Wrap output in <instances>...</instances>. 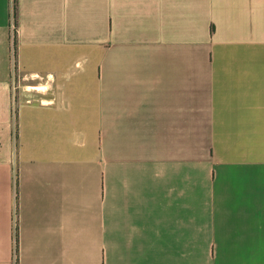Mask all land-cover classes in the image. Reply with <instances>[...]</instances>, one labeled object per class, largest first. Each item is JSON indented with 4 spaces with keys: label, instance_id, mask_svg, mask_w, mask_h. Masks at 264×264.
<instances>
[{
    "label": "crops",
    "instance_id": "obj_1",
    "mask_svg": "<svg viewBox=\"0 0 264 264\" xmlns=\"http://www.w3.org/2000/svg\"><path fill=\"white\" fill-rule=\"evenodd\" d=\"M17 248L264 264V0H0V264Z\"/></svg>",
    "mask_w": 264,
    "mask_h": 264
},
{
    "label": "rangeland",
    "instance_id": "obj_2",
    "mask_svg": "<svg viewBox=\"0 0 264 264\" xmlns=\"http://www.w3.org/2000/svg\"><path fill=\"white\" fill-rule=\"evenodd\" d=\"M23 81H19L18 79H15V94H18L20 90H22L23 88ZM28 89H32V88H28Z\"/></svg>",
    "mask_w": 264,
    "mask_h": 264
},
{
    "label": "built area",
    "instance_id": "obj_3",
    "mask_svg": "<svg viewBox=\"0 0 264 264\" xmlns=\"http://www.w3.org/2000/svg\"><path fill=\"white\" fill-rule=\"evenodd\" d=\"M18 248H17V251H16V255H15V264H19V253H18Z\"/></svg>",
    "mask_w": 264,
    "mask_h": 264
}]
</instances>
